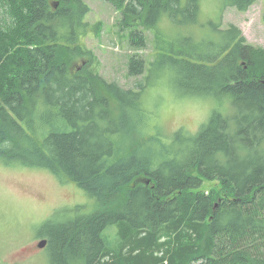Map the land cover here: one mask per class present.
I'll return each instance as SVG.
<instances>
[{
    "label": "trees",
    "instance_id": "16d2710c",
    "mask_svg": "<svg viewBox=\"0 0 264 264\" xmlns=\"http://www.w3.org/2000/svg\"><path fill=\"white\" fill-rule=\"evenodd\" d=\"M111 1L134 46H144V30L156 36L147 85L168 67L174 92L218 106L196 133L165 136L151 122L147 85L125 89L93 69L95 53L81 43L91 29L85 0H0V164L47 170L95 201L53 221L52 264H264L256 49L220 21L206 36L181 38L183 46L161 29L198 24L201 0ZM145 71L133 56L130 75ZM140 176L151 183L134 185ZM203 178L221 181L224 193L192 192Z\"/></svg>",
    "mask_w": 264,
    "mask_h": 264
},
{
    "label": "rangeland",
    "instance_id": "374dc122",
    "mask_svg": "<svg viewBox=\"0 0 264 264\" xmlns=\"http://www.w3.org/2000/svg\"><path fill=\"white\" fill-rule=\"evenodd\" d=\"M85 1L91 8L88 14L91 29L82 37L81 43L95 53L93 69L107 81L116 82L125 89L147 85L149 68L158 56L154 32L144 30V46H134L129 32L133 28L123 27L124 15L111 0ZM198 16L195 26L179 29L171 21H164L161 29L168 30L178 40L176 43L183 46V41L179 40L189 33L195 31L198 36H206L210 21H220L222 28L235 25L242 30L247 43L256 49V73L264 76V0H257L246 10L232 4V0H201ZM138 29L142 30L143 26ZM187 47L192 49L190 44ZM133 56L145 60L143 74L130 75ZM83 61L78 63L79 69ZM167 68L154 70L149 79L153 83L147 85L145 102L154 116L151 122L153 125L161 122L165 136L182 130L194 134L209 120L218 105L212 98L174 92L169 78L171 70ZM139 183L150 184L151 179L140 176L133 184L137 186ZM191 191L224 193L221 181L208 178H203L200 188ZM87 197L77 185L63 183L47 170L0 164V264L57 262L56 248L48 238L56 230L51 225L67 209L73 210L77 205L86 204L87 212L93 210L95 201ZM42 240L47 242L41 247Z\"/></svg>",
    "mask_w": 264,
    "mask_h": 264
},
{
    "label": "water",
    "instance_id": "95a60500",
    "mask_svg": "<svg viewBox=\"0 0 264 264\" xmlns=\"http://www.w3.org/2000/svg\"><path fill=\"white\" fill-rule=\"evenodd\" d=\"M47 240H42L40 243H39V246H44L46 244Z\"/></svg>",
    "mask_w": 264,
    "mask_h": 264
}]
</instances>
